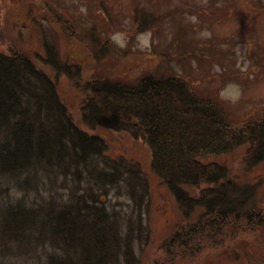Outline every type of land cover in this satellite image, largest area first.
Listing matches in <instances>:
<instances>
[{
  "label": "trees",
  "instance_id": "obj_1",
  "mask_svg": "<svg viewBox=\"0 0 264 264\" xmlns=\"http://www.w3.org/2000/svg\"><path fill=\"white\" fill-rule=\"evenodd\" d=\"M43 3L73 35L76 25L65 13L74 15L65 10L63 16L51 0ZM94 28L99 35L101 29ZM18 34L26 37L23 29ZM44 38L45 53H36L42 66L83 78L82 66L72 57L63 59ZM17 49H0V192L10 201L0 205V262L32 246L50 245L46 261L32 264H121L122 255L125 264H141L132 242L146 232L131 224L119 227L109 197L115 190L135 212L144 205L148 212L145 170L133 159L111 157L104 136L78 128L56 78L27 50ZM188 85L177 75H149L137 83L104 76L88 80L92 92L81 109L91 128L127 131L150 147L152 169L176 196L184 218L160 243L171 261L198 252L207 241L222 245L240 231L264 229L257 186L207 160L246 145L248 164L263 162L264 108L234 123L221 101Z\"/></svg>",
  "mask_w": 264,
  "mask_h": 264
},
{
  "label": "rangeland",
  "instance_id": "obj_2",
  "mask_svg": "<svg viewBox=\"0 0 264 264\" xmlns=\"http://www.w3.org/2000/svg\"><path fill=\"white\" fill-rule=\"evenodd\" d=\"M51 1L63 16L65 10L74 15L65 13L76 25L73 35L62 29L52 7L47 8L43 0H0V49L27 50L38 66L56 78L75 125L104 136L111 157L133 159L145 170L150 179L148 212L145 205L135 212L130 200L115 190L109 197L110 211L120 216L119 227L126 229L131 224L141 234L146 232L141 241L135 236L132 242L141 264H264L262 228L240 231L222 245L207 241L198 252L169 260L160 243L184 218L176 196L152 169L150 147L127 131L91 128L81 110L92 92L88 80L107 76L137 83L149 75H177L191 89L221 101L230 121L244 122L249 112L254 114L264 108V0ZM141 11L146 12L144 18ZM148 18L152 23L146 24ZM20 27L26 37L19 36ZM94 27L101 29L97 30L101 31L99 35ZM45 35L63 59L72 57V62L82 66L83 78L73 80L42 66L36 53H45ZM207 160L226 165L239 182L256 185L258 199L264 204V161L249 165L246 145ZM4 199H8L7 192H0V205ZM50 250V245L32 246L0 264L45 262ZM122 259L121 264H125L123 255Z\"/></svg>",
  "mask_w": 264,
  "mask_h": 264
}]
</instances>
